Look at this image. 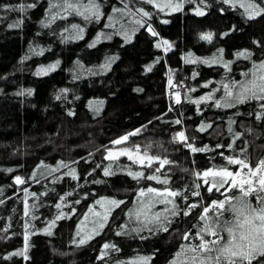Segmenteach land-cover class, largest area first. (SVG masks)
Instances as JSON below:
<instances>
[{
	"label": "trees",
	"instance_id": "obj_1",
	"mask_svg": "<svg viewBox=\"0 0 264 264\" xmlns=\"http://www.w3.org/2000/svg\"><path fill=\"white\" fill-rule=\"evenodd\" d=\"M245 1L0 0V264H264L216 248L243 213L264 224V90L237 99L264 67V0ZM46 184L50 209L24 206ZM100 197L119 204L77 243Z\"/></svg>",
	"mask_w": 264,
	"mask_h": 264
},
{
	"label": "rangeland",
	"instance_id": "obj_2",
	"mask_svg": "<svg viewBox=\"0 0 264 264\" xmlns=\"http://www.w3.org/2000/svg\"><path fill=\"white\" fill-rule=\"evenodd\" d=\"M63 2H66V4H74L73 1L75 0H61ZM225 2H229V0H224ZM247 1V0H246ZM245 2H240V4L242 6H246L247 3ZM192 2H194V0H186V2H182V3H177L174 0H158V4L160 6V8L165 11L166 13H171L176 11V9L178 7H182L185 5H190ZM95 8L93 3H85L82 7V11L86 12V13H90L91 11H93ZM111 22H118V18L115 16L114 18H112L110 20ZM150 26V24L148 25ZM159 46L164 50V51H168L172 48V46L166 42L163 41L162 39H159ZM264 66V62H261L259 64H257L255 66V70L261 69V67ZM252 69V71L254 70ZM255 73V72H252ZM264 90V67L257 72L253 79H251L250 82H246V84L243 86L242 90L240 91V93H238L239 95L236 97V92L235 90L232 91L230 94L227 93L224 96L226 97L225 99L221 100V102L228 104V100H235L237 99H242L245 98L251 94H253L254 92H260ZM171 96H173V98L175 100H179V94L178 92H174L171 94ZM216 105H220L219 103ZM137 151H139V149L137 148H132V147H122L113 151H110L108 155H110V157H116L119 155H136L138 156V154L136 153ZM226 175H223V177H225ZM62 176H60L57 181L58 182L59 179H61ZM50 183H54V182H50ZM46 184V187L44 190H42L41 193H34L33 191H29L25 196H24V206L29 204V202L31 203V205L34 207V209L43 207V208H48L49 206V202H48V198L47 195L49 194L51 190L50 187H48ZM158 192H155V194ZM165 195H168L167 193H164ZM157 200H161V198H155ZM29 201V202H28ZM78 201L75 200V203H77ZM92 204V203H90ZM119 204V201L116 200H109L108 198H104V197H100L97 198L96 200H94L93 205L89 207L88 210H86V212L81 216V218L79 219L78 222H76L73 226V235L72 237L74 238V240H76L77 243H83L87 240H89L91 237H93L94 235L98 234L105 226L110 213L114 210V208H116ZM145 203L141 202L139 204H137L133 209H132V213H130L131 215H133L134 218H136L137 216L141 217L144 212L142 211V207ZM50 209V206L49 208ZM171 208H169L170 210ZM51 213H49L50 216ZM43 215V212H42ZM163 214H159L158 218H160ZM57 217L61 218V216H57V215H52V217ZM38 217V215H34L31 218L30 224L34 225L38 228H43L47 225V223L45 225H41L38 226V222L35 223L34 220ZM63 217V216H62ZM154 217V216H153ZM243 220H242V225L239 226V228L237 229V232L235 235V239L234 240H227V241H222L219 242L216 246L218 250L219 254H231V255H235V254H243L245 253L247 246L252 249H256V248H264V224L263 225H259L258 223H255L254 219L243 213ZM142 219H145L147 221L152 220L148 214L144 215L141 217ZM156 218V217H155ZM44 219V218H43ZM47 219V217L45 218ZM51 219V218H50ZM52 220V219H51ZM156 220V219H153ZM39 222H42V219L39 220ZM56 225V222H52V227H54ZM48 226V225H47ZM42 231V230H41ZM45 232H50V228L49 229H45L43 230ZM28 242V234H25V244H27ZM129 264V263H128Z\"/></svg>",
	"mask_w": 264,
	"mask_h": 264
},
{
	"label": "water",
	"instance_id": "obj_3",
	"mask_svg": "<svg viewBox=\"0 0 264 264\" xmlns=\"http://www.w3.org/2000/svg\"><path fill=\"white\" fill-rule=\"evenodd\" d=\"M147 31L149 32V34H150L151 36H154V35H155L154 30H153L150 26L147 27ZM126 141H127V137H124V138H121V139L115 140V141H114V144H115V145H118V144H122V143H124V142H126Z\"/></svg>",
	"mask_w": 264,
	"mask_h": 264
}]
</instances>
